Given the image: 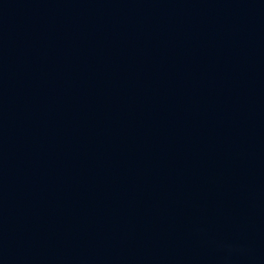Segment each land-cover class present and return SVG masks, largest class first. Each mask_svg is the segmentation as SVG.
I'll return each instance as SVG.
<instances>
[{"label":"water","instance_id":"obj_1","mask_svg":"<svg viewBox=\"0 0 264 264\" xmlns=\"http://www.w3.org/2000/svg\"><path fill=\"white\" fill-rule=\"evenodd\" d=\"M0 264H264V0H0Z\"/></svg>","mask_w":264,"mask_h":264}]
</instances>
